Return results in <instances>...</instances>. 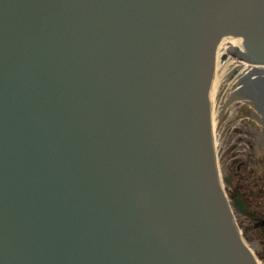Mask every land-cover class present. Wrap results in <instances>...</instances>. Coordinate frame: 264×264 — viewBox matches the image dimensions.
<instances>
[{
  "label": "rangeland",
  "instance_id": "374dc122",
  "mask_svg": "<svg viewBox=\"0 0 264 264\" xmlns=\"http://www.w3.org/2000/svg\"><path fill=\"white\" fill-rule=\"evenodd\" d=\"M228 108L230 110L235 108V106H229ZM214 111L217 118L216 141L218 144L217 148L220 152L219 163L223 175L227 176L232 170L233 160L235 158L238 160L240 159L239 162H242L244 161L245 156L251 157L252 149L250 151L245 144L247 139L246 135L250 131V126H248L244 121L241 122L238 119L236 110H231V115L229 112L226 113V109L220 111V109L215 107ZM244 119L247 121V118ZM254 153L256 152L254 151ZM237 216L244 226L248 239L253 241V238H255L257 233L254 231L252 221L240 213H238ZM256 252L260 253L261 249L259 248Z\"/></svg>",
  "mask_w": 264,
  "mask_h": 264
},
{
  "label": "water",
  "instance_id": "95a60500",
  "mask_svg": "<svg viewBox=\"0 0 264 264\" xmlns=\"http://www.w3.org/2000/svg\"><path fill=\"white\" fill-rule=\"evenodd\" d=\"M205 4L210 6L212 0H204ZM217 4H221L218 9L213 8L214 13H221L219 23H224L225 30L235 33H243L252 39V34L264 32V0H216ZM212 6V5H211ZM232 10H229V7ZM199 14V12H198ZM210 16L208 13L206 14ZM213 18L212 16H210ZM214 19V18H213ZM215 21V20H214ZM214 21L212 23H214ZM187 35V34H186ZM188 36V35H187ZM206 42L207 41V38ZM229 39V38H226ZM205 42V43H206ZM233 47L228 46L227 51ZM201 49V48H200ZM5 48L0 42V56L7 57ZM207 53H197L196 57L199 56L201 59L205 58ZM212 98V92H211Z\"/></svg>",
  "mask_w": 264,
  "mask_h": 264
},
{
  "label": "bare ground",
  "instance_id": "6f19581e",
  "mask_svg": "<svg viewBox=\"0 0 264 264\" xmlns=\"http://www.w3.org/2000/svg\"><path fill=\"white\" fill-rule=\"evenodd\" d=\"M230 45H233V46H239L240 45V40L238 39H232V38H229V39H224L222 41V43L220 44V47H219V54L220 56L225 54V53H228L227 51V48L228 46ZM234 60L232 58H229L228 60L226 61H223L220 65V63H218L217 65V74H218V77L217 79L214 80V83H213V86H214V89L212 91V104L215 102V95H216V89L221 81V79L223 78V76L226 74V71H228L231 67L234 66ZM243 68H240L239 71H242ZM215 84V85H214Z\"/></svg>",
  "mask_w": 264,
  "mask_h": 264
}]
</instances>
